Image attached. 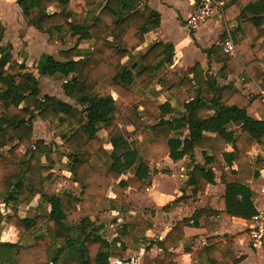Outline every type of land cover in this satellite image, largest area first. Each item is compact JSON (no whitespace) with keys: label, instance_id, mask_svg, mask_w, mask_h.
I'll return each mask as SVG.
<instances>
[{"label":"trees","instance_id":"16d2710c","mask_svg":"<svg viewBox=\"0 0 264 264\" xmlns=\"http://www.w3.org/2000/svg\"><path fill=\"white\" fill-rule=\"evenodd\" d=\"M220 1L227 22L233 23L230 32L237 54L226 53L222 42L203 51L221 64V77L257 80L264 87V0ZM17 3L28 24L48 34L50 44L60 37L65 41L78 37L77 42L92 40L93 46L87 57L74 58L77 45L59 51L64 59L42 53L36 74L24 60L14 58L13 44L2 43L5 24L0 18V229L6 221L22 231L16 241L0 239V264H111V257L121 259L129 248L142 244L150 248L154 243L162 252L153 264H178L173 248L185 237L187 226L199 225L201 216L212 221L218 215L250 219L258 212L257 193L249 180L259 171L249 152L255 143L264 144L263 94L246 95L233 79L224 84L214 81L199 61L183 74L172 67L157 78L173 64L172 43L155 42L135 61L133 51L161 24L160 12L142 5V0H106L89 22L77 15L89 12L93 0ZM41 76L62 78L63 91L71 101L42 93ZM156 82L170 84L174 91H193L194 96L175 115L177 108L170 101L137 96L136 87L145 89ZM135 104L160 117L147 125ZM38 118L58 133L57 143L67 150L69 179L80 186L79 192L48 190L54 147L35 137ZM132 124L137 129L146 125L149 136L138 141L121 130V125ZM231 124L239 125L238 134L229 128ZM100 131L106 133V141ZM228 144L231 150L226 149ZM21 147L25 148L22 155ZM195 147L201 148L204 164L195 163ZM166 155L190 159L185 184L193 186L194 195L202 181L215 183L219 161L236 179L228 181L223 175L225 193L211 195L205 207L178 220L162 239L147 238L145 243L141 223H124L114 238H106L101 233L104 224L94 216L121 207L130 189L146 191L152 184L150 163ZM110 190L116 197L109 195ZM38 195L50 206L49 212L22 216L18 206L31 204ZM189 199L183 192L162 210ZM227 236L207 237L203 254L211 258L210 264H239L244 259L230 249Z\"/></svg>","mask_w":264,"mask_h":264},{"label":"crops","instance_id":"0c3cea01","mask_svg":"<svg viewBox=\"0 0 264 264\" xmlns=\"http://www.w3.org/2000/svg\"><path fill=\"white\" fill-rule=\"evenodd\" d=\"M93 2L94 4L89 12L77 15L79 19L89 22L91 17L100 11L106 0H93ZM196 2L197 0H142V5L147 4L151 8L160 12L161 24L157 29L146 34V41L144 44L133 51V59L136 61L138 57L142 53H145L149 49V46L155 42L162 41L165 43H172L175 48L173 64L167 66V68L157 78L163 76V74L172 67L178 69V71L183 74L190 66L194 65L196 61H199L204 70L207 71V69H209V73L213 75L214 81L224 84L230 79H233L244 94L264 95V87H261L257 80L244 82L241 78L234 77L232 75H229L226 78L220 76L219 71L221 64L215 59H208L207 54L203 51V49L211 47L213 44L221 43L225 39L227 33L230 32V28L233 23L229 24L227 22L222 9V4L218 8V12L206 23L193 29L189 28L186 24V19L195 11ZM74 3L75 2L73 1L72 6H74ZM54 9V7L51 8V10ZM0 18L5 24L2 43L10 42L13 44V54L15 59L20 61L24 60L27 65L30 64V60H33L30 64V68H28L36 74L38 73L35 65L42 53H50L58 59H64L59 54V51L62 49H69L77 45L74 58L87 57L92 50V40L77 42L78 37L73 38L71 41H65L63 37H60L54 44H50L48 42L47 33L39 31L33 25L28 24L27 18L23 14L21 7L18 5L17 0H0ZM128 59L129 57L125 58V60ZM262 68L264 69V61L262 62ZM43 78H45L46 81H54V84L55 82H58L57 80H59L54 76H41L40 87L44 80ZM169 85L170 84L162 86L161 82H156L152 86L145 89L136 87L135 91L137 96L141 98L148 97L159 102L170 101L174 106H176L177 110L174 114L177 115L183 111L184 103L193 98L194 92H188L187 90L174 91L169 87ZM53 94L65 101H71V99L64 93L62 87L60 92ZM135 106L141 109L144 116V123L147 125L154 124L160 117V113L149 112L139 104H135ZM255 116L257 118L261 117L259 113H256ZM166 117H169V115ZM229 128L237 130V134L240 131L239 125L236 124L229 125ZM121 130L124 133H131V138L137 139L138 141H143L149 136L146 125L139 129H137L133 124L129 126L121 125ZM100 134L106 141V133L104 131H100ZM207 134L211 133L207 132ZM105 145L108 149L111 148V145L108 142H106ZM226 149L231 150V144H228ZM24 152L25 150L19 154L22 155ZM195 153V163L204 164V155L201 148L195 147ZM249 156L254 169L259 171L258 177L249 180L251 188L257 193L255 201L256 208L258 211H264V144L255 143L249 152ZM64 160V165L66 166L68 157L65 156ZM190 163L191 161L187 157L179 160H173L169 155L164 156L158 163H150V165L153 164V166L157 168L163 165L162 170L164 169V172L157 174L155 169L151 166L153 170L152 184L147 189V194L150 198V201L148 199V202L158 204L162 201L164 206L174 201L180 195H183V192H185L187 196H190L189 200L180 201L169 211H164L162 210L163 206L161 207L158 211L160 214L159 221L148 223L150 224V229L155 236L151 240L155 241L162 239L167 231L175 225L178 220L192 215L196 208L205 207L211 195L224 194L226 184L221 180L223 175L228 181L236 179V176L229 172V167L226 166L223 161H219L215 166V183H206L202 181L197 193L194 195L193 186H186L185 184V181L188 179V164ZM218 170H222L220 174L218 173ZM171 173L175 177L174 181H169L168 179L167 183H161L158 181V179L163 178L162 176H170ZM72 183L76 185V187L80 188L77 183ZM132 191H137L139 193L144 192L130 189L127 191V195L128 193H132ZM109 195L111 197H116V193L113 190L109 191ZM49 210L50 206L45 204L43 199L40 198V195L36 196L31 204L18 206V212L22 216L34 215L36 213H48ZM122 210L123 208L121 206L118 209L105 210L94 216L98 224H104L101 232H104V228L108 225L104 221L105 215L114 214L117 216ZM181 212L183 215L180 214ZM121 216H119L118 219H123ZM141 222L144 225V222L146 221ZM248 226L249 219L239 216L224 217L222 215H218L212 221L211 218L203 215L199 218V225L192 224L185 228V237L176 245V247L173 248V251L176 253L175 261L178 264H210L211 258L203 254V248L206 245L207 237L215 234H226L228 236L225 239V242L229 245L230 249L233 250L237 256H245L239 264H246L247 260L249 261V259H252L251 256L253 254L257 255V253H263L264 251V248H256L250 243ZM42 230H44V227H42ZM21 233V230L5 221L0 229V239L2 241H16L20 237ZM117 234V232L114 233L110 239L114 238ZM252 245L255 250H258V252L252 250L250 247ZM139 248L140 251L145 250L148 254H150L151 250L152 252L155 250L157 251V253L152 257L151 264H153L155 256L162 252V249L157 243H154L150 248H148L146 244H142ZM131 250L132 248H129L125 252L128 253ZM113 258L117 259L118 257H111V259ZM125 258L126 257L124 256L123 259Z\"/></svg>","mask_w":264,"mask_h":264},{"label":"rangeland","instance_id":"374dc122","mask_svg":"<svg viewBox=\"0 0 264 264\" xmlns=\"http://www.w3.org/2000/svg\"><path fill=\"white\" fill-rule=\"evenodd\" d=\"M33 60H30V64L32 63ZM30 64L28 65V67L30 68ZM216 70V69H215ZM43 82L41 84V90L43 91V93H57L61 91V87H62V83H63V79L62 78H57L59 79L57 80L58 82L51 81V80H47L45 78H43ZM55 79V78H54ZM55 79V80H56ZM49 81V82H48ZM63 89V88H62ZM141 133V132H140ZM57 132H55L52 129V126L49 124V122L44 121L42 122L41 119H36L35 122V137H42L44 138L46 141H48L49 143L53 144L54 147V159H55V164L53 166V174L52 177L49 181L48 184V190L49 191H60V192H79L80 188L76 187V185H74L72 183V181L69 179L70 173L67 170L65 164V156H67V150L66 148L60 146L58 143L60 141V138L57 136ZM142 134V133H141ZM58 142V143H57ZM25 150L24 147H21L19 149V153H22ZM98 164H101L100 162H98ZM153 167V169H156V173H160V172H164L163 165L160 166L159 168L154 167L153 164L151 165ZM162 170V171H161ZM166 170V169H165ZM222 170H218V173L220 174ZM168 173V172H166ZM166 173H162V174H166ZM178 176V175H176ZM56 177H59L60 179L57 180ZM163 178L158 179L159 182L161 183H167V179L169 181H174L175 177L174 175H172V173L170 174V176H162ZM148 190L139 193L137 191H132V193H128V195L126 196L125 200L122 203V208L123 210L121 212H119V214L117 216H115L114 214H110V215H105V223L108 224L106 226V228H104V232L103 235L107 238H111L112 235L114 233H118L119 229L121 228V225H123L124 223H141L143 224L141 221H146L144 222V225L142 226L143 229H145L146 233V242H148V240L150 241L152 238H154V234L152 233V230L150 229V224L148 223H153L154 222H158L159 218H160V214H159V210L161 209V207L163 206V202H159L157 203H150L148 202V199L150 201V198L148 197ZM153 211V212H152ZM135 212V213H133ZM181 215L182 212L180 213ZM122 215V216H121ZM146 215V216H143ZM121 216L123 217V219H118V217ZM180 217V215H179ZM178 218V216H177ZM99 219V218H98ZM100 220V219H99ZM129 222H128V221ZM175 221V220H173ZM146 223V225H145ZM149 237V238H148ZM148 238V240H147ZM251 243V242H250ZM252 244V243H251ZM252 248V250L254 251L255 249L253 248V245L250 246ZM258 252V250H255V252ZM157 253V251H150V254H148L145 250H141L140 248H132L131 251H129L128 253L125 252L126 255H124L126 258L123 259V257L121 258L122 260L126 261L128 264H133V262L137 261L138 264H151V260L153 255H155ZM252 259H249V261H246V264H264V251L263 253H257L253 254ZM111 264H116L115 258L110 259ZM126 262H123L122 264H127ZM130 262V263H129Z\"/></svg>","mask_w":264,"mask_h":264},{"label":"built area","instance_id":"2783aa9c","mask_svg":"<svg viewBox=\"0 0 264 264\" xmlns=\"http://www.w3.org/2000/svg\"><path fill=\"white\" fill-rule=\"evenodd\" d=\"M222 4L223 2L220 0H197L195 11L188 16L186 24L189 28L193 29L206 23L218 12V8ZM222 47L226 53L237 54L230 32L227 33L225 39L222 41ZM248 233L250 242L256 248H264V211H258L249 219ZM115 261L116 264L126 262L119 258L115 259ZM133 264L138 263L135 261Z\"/></svg>","mask_w":264,"mask_h":264}]
</instances>
